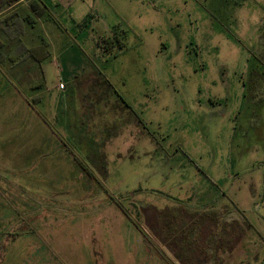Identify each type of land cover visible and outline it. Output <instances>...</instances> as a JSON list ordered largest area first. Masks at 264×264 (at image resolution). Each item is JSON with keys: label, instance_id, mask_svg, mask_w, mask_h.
Returning a JSON list of instances; mask_svg holds the SVG:
<instances>
[{"label": "rangeland", "instance_id": "rangeland-1", "mask_svg": "<svg viewBox=\"0 0 264 264\" xmlns=\"http://www.w3.org/2000/svg\"><path fill=\"white\" fill-rule=\"evenodd\" d=\"M100 4L133 114L56 68L0 99V264H264V0Z\"/></svg>", "mask_w": 264, "mask_h": 264}, {"label": "crops", "instance_id": "crops-1", "mask_svg": "<svg viewBox=\"0 0 264 264\" xmlns=\"http://www.w3.org/2000/svg\"><path fill=\"white\" fill-rule=\"evenodd\" d=\"M101 19L100 0H0V99H10L17 93L22 98L21 85L46 83L51 69L56 68L61 84L64 82V88L59 86L64 97H71L73 84L79 81L82 86L94 88L93 97L99 105H115L122 113L129 110L133 114L132 107L116 90L109 93L103 69L113 67L128 50L113 53L100 46V39L112 36V31L108 33L111 28L97 32ZM7 84L16 91H4ZM64 108L63 113L68 115L71 102ZM68 121L64 131H83ZM108 129L103 126V131ZM113 130H119V126Z\"/></svg>", "mask_w": 264, "mask_h": 264}, {"label": "trees", "instance_id": "trees-1", "mask_svg": "<svg viewBox=\"0 0 264 264\" xmlns=\"http://www.w3.org/2000/svg\"><path fill=\"white\" fill-rule=\"evenodd\" d=\"M127 35V30L116 26L112 30V36L100 39L98 43L105 51H121L127 48Z\"/></svg>", "mask_w": 264, "mask_h": 264}, {"label": "built area", "instance_id": "built-area-1", "mask_svg": "<svg viewBox=\"0 0 264 264\" xmlns=\"http://www.w3.org/2000/svg\"><path fill=\"white\" fill-rule=\"evenodd\" d=\"M60 88H64V85L62 84V85L60 86Z\"/></svg>", "mask_w": 264, "mask_h": 264}]
</instances>
